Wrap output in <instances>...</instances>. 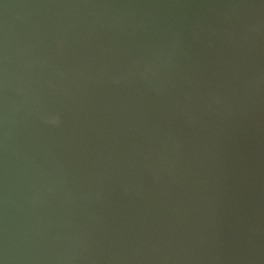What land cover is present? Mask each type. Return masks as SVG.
Returning a JSON list of instances; mask_svg holds the SVG:
<instances>
[{
  "label": "water",
  "instance_id": "95a60500",
  "mask_svg": "<svg viewBox=\"0 0 264 264\" xmlns=\"http://www.w3.org/2000/svg\"><path fill=\"white\" fill-rule=\"evenodd\" d=\"M0 264H264V0H0Z\"/></svg>",
  "mask_w": 264,
  "mask_h": 264
}]
</instances>
